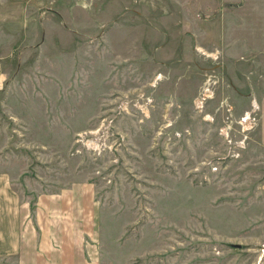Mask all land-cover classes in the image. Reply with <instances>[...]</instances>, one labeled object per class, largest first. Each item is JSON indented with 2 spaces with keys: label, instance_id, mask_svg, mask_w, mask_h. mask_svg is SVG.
I'll return each instance as SVG.
<instances>
[{
  "label": "rangeland",
  "instance_id": "1",
  "mask_svg": "<svg viewBox=\"0 0 264 264\" xmlns=\"http://www.w3.org/2000/svg\"><path fill=\"white\" fill-rule=\"evenodd\" d=\"M261 95L264 0H0V171L91 264H264Z\"/></svg>",
  "mask_w": 264,
  "mask_h": 264
},
{
  "label": "crops",
  "instance_id": "2",
  "mask_svg": "<svg viewBox=\"0 0 264 264\" xmlns=\"http://www.w3.org/2000/svg\"><path fill=\"white\" fill-rule=\"evenodd\" d=\"M261 97L262 115L259 135L260 143L264 146V96L261 95ZM64 198L72 197L68 195ZM44 203L49 204L52 210H58L61 213L58 217L53 218V221L48 220L51 221V224L44 219L41 220L44 218L42 212L45 209ZM71 204L72 202L57 201V199H50L46 202L44 198H39L36 201V226H34L29 221L28 203L22 201L21 195L12 188L8 175L0 171V257L12 255L11 257H15L19 264H41L40 253L36 249L37 243H40V241H37L38 229L43 223L44 226L42 224L41 228L44 236L52 237L53 240L57 239L52 243V246H50V242L43 241L41 243L43 259L46 255L51 264H91L96 256L94 243L91 240L89 241L93 238V229L86 232L89 242L83 244L84 235L82 231L78 228L76 231V228H74L73 236H67L70 233H67L66 229L57 224V222L70 223L72 218L69 213L70 210L66 208L61 211L57 208L61 206L71 207ZM73 216L77 219L76 215ZM84 221V223L89 222L88 217ZM48 231L51 232L47 234Z\"/></svg>",
  "mask_w": 264,
  "mask_h": 264
},
{
  "label": "bare ground",
  "instance_id": "3",
  "mask_svg": "<svg viewBox=\"0 0 264 264\" xmlns=\"http://www.w3.org/2000/svg\"><path fill=\"white\" fill-rule=\"evenodd\" d=\"M253 106H255V103H254V102H253ZM245 118H247V119L249 118V113H248V112H246V114H245ZM245 118H244V119H245ZM245 120H246V119H245Z\"/></svg>",
  "mask_w": 264,
  "mask_h": 264
}]
</instances>
